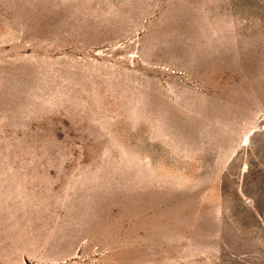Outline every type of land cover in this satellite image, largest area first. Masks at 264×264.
<instances>
[{
    "label": "rangeland",
    "instance_id": "rangeland-1",
    "mask_svg": "<svg viewBox=\"0 0 264 264\" xmlns=\"http://www.w3.org/2000/svg\"><path fill=\"white\" fill-rule=\"evenodd\" d=\"M0 264H264V0H0Z\"/></svg>",
    "mask_w": 264,
    "mask_h": 264
}]
</instances>
